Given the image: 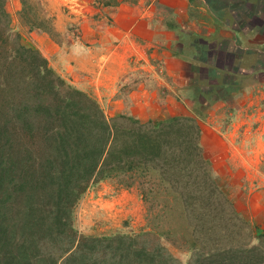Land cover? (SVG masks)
<instances>
[{"label": "trees", "instance_id": "16d2710c", "mask_svg": "<svg viewBox=\"0 0 264 264\" xmlns=\"http://www.w3.org/2000/svg\"><path fill=\"white\" fill-rule=\"evenodd\" d=\"M6 1L0 0V264H182L162 246H139L129 236L106 238L99 256L100 238L76 237L73 207L103 172H124L129 185L137 183L152 233L191 251L184 264H264V230L215 194L196 115L151 126L122 114L107 118L92 96L10 32ZM31 25L43 29L42 22ZM226 203L230 218L223 216Z\"/></svg>", "mask_w": 264, "mask_h": 264}, {"label": "crops", "instance_id": "0c3cea01", "mask_svg": "<svg viewBox=\"0 0 264 264\" xmlns=\"http://www.w3.org/2000/svg\"><path fill=\"white\" fill-rule=\"evenodd\" d=\"M240 1L238 9L224 0L102 2L101 15L87 19L66 46L38 32L42 37L35 47L105 114L157 123L173 115L192 116L185 105L195 95L199 43L207 45L209 60H204L216 68L211 82L223 89L228 81L234 84L209 106L218 107V117L210 120L206 111V121L199 122L201 147L218 158L226 148H245L254 167V160L256 166L257 158L264 159V52L254 51V42L264 41V0ZM216 55L225 57L224 65L216 63ZM222 72L228 80H221ZM246 203L244 218L264 227V194Z\"/></svg>", "mask_w": 264, "mask_h": 264}, {"label": "rangeland", "instance_id": "374dc122", "mask_svg": "<svg viewBox=\"0 0 264 264\" xmlns=\"http://www.w3.org/2000/svg\"><path fill=\"white\" fill-rule=\"evenodd\" d=\"M109 1L114 2L117 0H7L6 6L11 16L12 29L10 32L18 34L20 40L25 45L31 47L39 45L38 39L39 36L41 38L42 35L38 32L46 33L56 44L66 46L67 43L71 42V39L74 40L76 36H79L78 34L83 24H86L87 19L92 22L96 19L95 14L98 16L101 15L97 13L98 5L102 2L107 3ZM224 1L237 9L239 6H243L240 0ZM33 22H42L43 25H41V28L43 29L32 26L31 23ZM219 41L220 39L217 38L216 42L218 43ZM229 42L230 41H228V43ZM255 43H258V45H254V48L257 49L254 50L255 53L260 52L262 54L264 52V41L259 40L258 42H254V44ZM199 45L201 50L195 62L196 66H194L196 71L195 78L197 81L195 82L196 86L193 88V90H195V95L194 99L185 105L190 115H196L198 123L200 121H206L207 112L210 120L218 117L219 114L216 116L214 114L215 109L218 107L209 106L213 103V100L222 98L224 90L227 91L228 86L234 84L228 81L227 87L223 89L219 84H215L214 81L213 83L211 82L212 79H215L213 71H216V68L213 65H208L206 62L209 60V58L205 59L206 56H208L207 45L200 43ZM224 59V56L220 55L218 57V55H216V63L220 61V63L224 65ZM240 59L244 61L243 57ZM48 63L52 66L50 60H48ZM64 63L65 62L61 60L59 65ZM66 64L68 63L66 62ZM261 65H263L262 62ZM52 68L60 74L56 68L53 66ZM223 72L221 80H228V76H226L228 74L226 73L223 75ZM231 73L233 72L231 71ZM63 78H65L69 84L76 87L68 78ZM230 79L234 80L233 78ZM226 113L229 115L228 111H226ZM105 115L107 118H111L112 116L108 114ZM178 115L184 116L183 114ZM141 123L150 126L155 124L153 120ZM198 127L200 142V124ZM227 127H230L229 121L227 122ZM201 149L203 151L202 155L209 162L206 168L207 173L210 178L214 180L219 189L215 191V194L219 195L221 192L225 198L230 200L234 208L233 212L236 211L244 218L242 213L245 214V212L242 210L241 206L246 205L247 201L250 202L252 195H257V193L264 194V159L257 158L260 162L259 164L257 163L256 166V160H254L253 167L250 158L251 153L245 151V148H226L221 152L220 155L223 156L221 158L216 157V154L211 156V152H206L203 147H201ZM207 149L211 151V148ZM212 150H217V148H212ZM129 173L133 174V171H129ZM127 175L129 176V174ZM133 177L136 176L133 174ZM156 178H158L157 183L160 182V177H158L157 173H154V179ZM247 178L252 182H249ZM130 182V179L125 176L124 172L114 175L103 172L97 180L89 182L84 192L76 201L71 214V225L76 230V237L87 236L100 238L101 242H97V256H99L101 246L105 243L107 244L106 238L125 235L134 238L139 246L151 248L157 245L162 246L182 264L186 263L192 254L191 251L187 248H177L164 238L157 237L152 233L151 226H149L146 218L148 213L147 205L141 199L137 183L133 181L132 184L129 185ZM166 196L170 198L171 193H166ZM225 205L223 216L226 215L230 218L233 216L232 211H230V206H228L227 203ZM233 221L231 220L230 222L239 225L237 218H233ZM251 225L255 226L254 223ZM257 228L264 230V227ZM253 242H255V240H253ZM109 255V253L106 254V258H109ZM95 259L97 258L90 257V261L92 262Z\"/></svg>", "mask_w": 264, "mask_h": 264}]
</instances>
